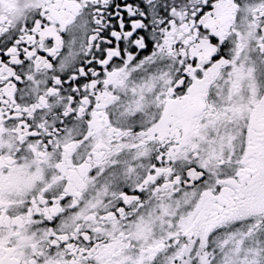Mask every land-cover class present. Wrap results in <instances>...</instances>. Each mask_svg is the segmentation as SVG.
Listing matches in <instances>:
<instances>
[{
	"label": "snow or ice",
	"instance_id": "snow-or-ice-1",
	"mask_svg": "<svg viewBox=\"0 0 264 264\" xmlns=\"http://www.w3.org/2000/svg\"><path fill=\"white\" fill-rule=\"evenodd\" d=\"M0 264H264V0H0Z\"/></svg>",
	"mask_w": 264,
	"mask_h": 264
}]
</instances>
